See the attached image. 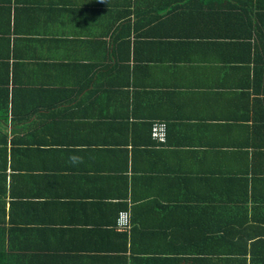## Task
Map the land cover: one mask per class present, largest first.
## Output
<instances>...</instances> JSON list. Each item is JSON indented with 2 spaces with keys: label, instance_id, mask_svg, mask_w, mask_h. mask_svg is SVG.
<instances>
[{
  "label": "crops",
  "instance_id": "1",
  "mask_svg": "<svg viewBox=\"0 0 264 264\" xmlns=\"http://www.w3.org/2000/svg\"><path fill=\"white\" fill-rule=\"evenodd\" d=\"M0 264H264V0H0Z\"/></svg>",
  "mask_w": 264,
  "mask_h": 264
},
{
  "label": "built area",
  "instance_id": "2",
  "mask_svg": "<svg viewBox=\"0 0 264 264\" xmlns=\"http://www.w3.org/2000/svg\"><path fill=\"white\" fill-rule=\"evenodd\" d=\"M168 125L165 122L157 121L151 128L152 140L164 144L167 142ZM117 229L121 232H127L131 229V216L129 212L122 211L117 218Z\"/></svg>",
  "mask_w": 264,
  "mask_h": 264
}]
</instances>
